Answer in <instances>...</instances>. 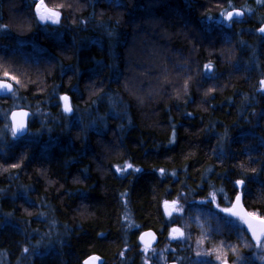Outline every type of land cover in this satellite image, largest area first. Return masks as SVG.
<instances>
[{"label": "trees", "instance_id": "1", "mask_svg": "<svg viewBox=\"0 0 264 264\" xmlns=\"http://www.w3.org/2000/svg\"><path fill=\"white\" fill-rule=\"evenodd\" d=\"M43 2L60 23L38 22L36 0H0L13 86L0 96V264H188L165 200L216 216L212 242L247 253L220 209L244 179L242 205L264 216V0ZM233 8L242 19L216 21ZM14 108L31 112L21 137Z\"/></svg>", "mask_w": 264, "mask_h": 264}, {"label": "rangeland", "instance_id": "2", "mask_svg": "<svg viewBox=\"0 0 264 264\" xmlns=\"http://www.w3.org/2000/svg\"><path fill=\"white\" fill-rule=\"evenodd\" d=\"M36 2L38 3L39 0H36ZM45 7L48 9H52L49 6L45 5V3L43 2L41 12L44 11ZM226 11L227 9L220 11L218 15L219 17L216 19L217 22L229 24L230 21L225 20ZM34 14L38 22L42 24L55 25L50 21L41 22L39 20L38 14L36 12V4L34 7ZM261 26H264V23ZM262 87L264 89V84H262ZM61 103L63 105L62 101ZM231 206L232 204L229 207ZM169 211L172 212V215H167L168 217L179 216L183 218V226H179L183 234L181 238H183V245L185 246L187 251L192 252V254L190 253L191 255L189 257L188 264H198L197 262H199V264H207L206 261H211L213 264H219L221 263V261L217 260L216 257L220 256L222 257V259H226L228 254H231L233 259L237 263L239 262V264H264V246L257 247L256 243H252L247 238V236L245 235L243 222L238 217L230 216L220 211L225 221H228L230 227L233 228V234L235 235V237L238 238L243 232L246 240L243 237H240L241 241H239L240 239H238V242L242 245V248L247 250V253L243 254L240 253L238 249L231 243L224 241H220L217 243L212 242V236L219 231V228H221V225L219 224L220 222L218 223V219L216 216L211 215L209 212L206 213V211H198L194 213L191 211H185L180 208H175V210H173V205L171 203L169 204ZM232 242H234V240H232ZM244 254H246L247 256L244 257ZM152 258L154 259V262H158L160 261L161 257H159L157 253H155L152 255Z\"/></svg>", "mask_w": 264, "mask_h": 264}, {"label": "snow or ice", "instance_id": "3", "mask_svg": "<svg viewBox=\"0 0 264 264\" xmlns=\"http://www.w3.org/2000/svg\"><path fill=\"white\" fill-rule=\"evenodd\" d=\"M43 7V0H39L38 3H36V12L38 14V18L41 22L43 21H50L53 24H58L60 23V19H61V12L55 9H48V8H44V11L41 12V8ZM62 7V6H61ZM233 12H228L227 16L225 17V19H230L233 17ZM236 15H239V13H236ZM258 31L260 33H264V26L260 27L258 29ZM206 70H211V66L206 64L205 66ZM4 76L8 79H11L13 81H16L17 83H19V81L17 80V78L15 76L10 75V73L5 72ZM261 84H264V81H261ZM0 89H6L8 91L12 90V85L9 83H5L4 81H0ZM211 91V89L209 90ZM60 101L64 102L63 103V111L65 113H72L73 109L69 104L70 101V96L68 95H61L59 97ZM19 115L23 116V117H27L28 113L26 112H21L19 113ZM17 116L16 112L12 113V118L15 121V117ZM25 129V124L23 122H20L19 124H15L13 126V135L15 136L16 133L18 131H22ZM175 135V133H174ZM18 165L16 163H13L11 165V167L16 168ZM129 168H131L132 166L129 164L128 165ZM7 169H5L6 171ZM117 172H120V169L117 168L116 169ZM136 171H139V169H137ZM163 169L160 170L161 174H163ZM246 181L244 179H237L234 182V186H235V197L234 200L235 202L232 204L231 207H223L220 209V211H222L225 214H229L232 216H237L239 217V219L247 225L249 232L251 233V240L256 242L257 247H262L264 246V232H258L256 228L253 227V222L255 221H259L261 224H264V216H258L256 213L254 212H244V211H237V209L240 206V202L242 201L243 198V187L245 185ZM216 201V197L213 196L212 197V202L215 203ZM173 205V210H175V206H176V201H172L171 202ZM164 210L165 213L168 216L172 215V212L169 211V201L165 200L164 201ZM171 231L173 233H177L180 232V230L178 228H172ZM145 235H152V233H142L140 239L143 240V237ZM181 235H183L181 233ZM90 259H95V258H90ZM217 260L221 261V264H228V261L226 259H222V257L217 256L216 257ZM83 264H89L88 260H85L83 262Z\"/></svg>", "mask_w": 264, "mask_h": 264}, {"label": "water", "instance_id": "4", "mask_svg": "<svg viewBox=\"0 0 264 264\" xmlns=\"http://www.w3.org/2000/svg\"><path fill=\"white\" fill-rule=\"evenodd\" d=\"M228 12H233L234 15H233V17L230 18V19H225V20H227V21H230V20H232V19H242L243 16H244L243 11H242L241 9H238V8H233V9L228 10V11L225 13V17L227 16V13H228ZM236 13H239V15H236ZM261 27H262V26H261ZM261 34L264 35V33H261ZM0 81H4L5 83H9V84H11L9 81L4 80V79H0ZM11 85H12V84H11ZM12 90H13V86H12ZM12 90H11V91H8V90H6V89H0V96H5V95H8V94H11ZM63 103H64V102H63ZM13 112H16V113H17V116L15 117V121H14L13 118H12V113H13ZM21 112H26V113H28V116H27V117H23V116L19 115V113H21ZM30 116H31V112H30L29 110H27V109H24V108H14V109H11V110L9 111V113H8V117H7V118H8L9 127H10V131H11V134H12V135H13V126H14V123H15V124H19L20 122H23V123L25 124V129L22 130V131H18V132L16 133L15 136L13 135L14 137H21V136H24V135L27 133V131H28V122H29ZM234 202H235V200H233L232 204H233ZM163 205H164V204H163ZM163 208H164V206H163ZM237 211L248 212V211L244 208V206L242 205V202H240V206H239V208L237 209ZM164 212H165V210H164ZM165 214H166V213H165ZM228 215H229V214H228ZM230 216H232V215H230ZM236 217H237V216H236ZM238 218H239V217H238ZM243 225H244V228H245V231H246L248 237H249L250 240H251V233L249 232L247 225L244 224V223H243ZM253 227L256 228L258 232H264V224H261L259 221H255V222H253ZM172 228H178V229L180 230V228H179L177 225H173ZM172 228H171V229H172ZM149 232L152 233V235H150V236H149V235H145V236L143 237V240L140 239L142 233H149ZM171 232H172V231H171ZM181 233H182L181 230H180V232H177V233H173V232H172V236H173V238H175V239H179V238H181V236H182ZM137 240H138V243H139L142 247L148 249V248L153 247V246L156 244V242H157V235H156V233H155L153 230H151V229H146V230L141 231V232L138 234ZM251 241H252V240H251ZM252 242L256 243L255 241H252ZM90 258H95V259H90ZM85 260H88V261H89V264H101V259H100L98 256H95V255H91V256L86 257V258L83 260V262H84ZM83 262H82V264H83ZM168 264H176V262L171 261V262H169ZM228 264H230V263H228Z\"/></svg>", "mask_w": 264, "mask_h": 264}, {"label": "flooded vegetation", "instance_id": "5", "mask_svg": "<svg viewBox=\"0 0 264 264\" xmlns=\"http://www.w3.org/2000/svg\"><path fill=\"white\" fill-rule=\"evenodd\" d=\"M167 215V214H166ZM172 226L173 225H171L170 227H169V231H168V236H169V238H170V240L171 241H173L174 240V238H173V236H172V232H171V228H172ZM244 231H245V228H244ZM245 235L247 236V238L250 240V238L248 237V235H247V233H246V231H245ZM251 241V240H250ZM252 242V241H251ZM252 243H254V242H252ZM226 260L228 261V263H230V264H233L232 262H230L227 258H226ZM171 262V261H170ZM169 262H167V264H168ZM177 264V263H176ZM219 264H221V263H219Z\"/></svg>", "mask_w": 264, "mask_h": 264}]
</instances>
